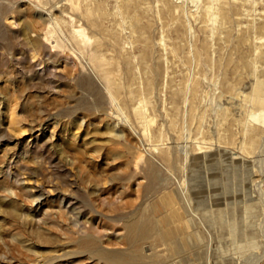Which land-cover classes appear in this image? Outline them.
Masks as SVG:
<instances>
[{
  "label": "rangeland",
  "instance_id": "rangeland-1",
  "mask_svg": "<svg viewBox=\"0 0 264 264\" xmlns=\"http://www.w3.org/2000/svg\"><path fill=\"white\" fill-rule=\"evenodd\" d=\"M263 95L264 0H0V264H252Z\"/></svg>",
  "mask_w": 264,
  "mask_h": 264
},
{
  "label": "bare ground",
  "instance_id": "bare-ground-1",
  "mask_svg": "<svg viewBox=\"0 0 264 264\" xmlns=\"http://www.w3.org/2000/svg\"><path fill=\"white\" fill-rule=\"evenodd\" d=\"M213 15H215V16H219L220 15V13H219V11H218V8L216 7L215 8V10H214V14ZM49 16V15H48ZM187 56L188 57H190V58H192V57H195L196 55H195V53L194 52H189L188 54H187ZM260 93V92H259ZM259 95V94H258ZM264 96V95H263ZM258 98L259 97H256V99L255 100H258ZM262 101V100H261ZM188 136H186L185 138H187ZM263 139H264V137H263ZM199 146V145H198ZM197 146V147H198ZM181 151L183 152V154H184V156L186 157V155H187V152H186V143H184L183 145H182V147H181ZM184 163V162H183ZM262 166V168L260 169V172H261V175L263 176V174H264V165H261ZM179 180V179H178ZM176 182V181H175ZM185 183H186V181H185V179L181 182V183H178V185H175L176 187H177V191H178V193H176V200H177V196H178V194L179 195H181V197H183V199L185 198ZM171 193H173L172 191H168V192H166L165 193V196L168 194H171ZM167 197V196H166ZM176 200H173V199H170L169 200V202L171 203V204H176ZM185 200V199H184ZM264 206V205H263ZM178 208H179V206H178ZM180 209V208H179ZM176 210H178V209H176ZM192 217V216H191ZM194 219V218H193ZM132 222V221H131ZM137 224V223H136ZM138 227H139V225H137ZM127 228H128V232H129V234L130 235H133V233H135V232H137V230H138V228L136 227V225H134V223H128L127 224ZM260 233L262 234V236H264V214H263V218H262V221H261V224H260ZM210 244V243H209ZM209 253H210V250H209ZM237 252L235 251V252H233L232 253V256H231V254L229 253V255L231 256V257H229V258H227V260H229V261H232L233 262V264H237L238 263V256H237ZM239 255V254H238ZM106 257H105V259L106 260H108L111 264H123V262H122V260H121V258L119 257V256H117L116 254H113V253H111V254H107V255H105ZM224 256V255H223ZM264 257V254L263 255H261L260 257H258L257 259H256V261H254L252 264H259L260 262H261V260H262V258ZM145 259H147V258H149V256H146V257H144ZM208 259H209V255H208ZM224 258L223 259H221V262H219L218 264H225V261H226V259L224 260ZM133 261H134V258H133ZM134 264H140V263H134ZM146 264H148V263H146ZM208 264H215V263H211L210 261L208 262Z\"/></svg>",
  "mask_w": 264,
  "mask_h": 264
}]
</instances>
